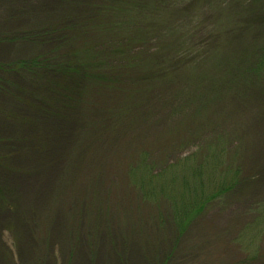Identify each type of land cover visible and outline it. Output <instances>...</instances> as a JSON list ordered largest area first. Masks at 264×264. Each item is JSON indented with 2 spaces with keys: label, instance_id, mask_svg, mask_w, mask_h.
Returning a JSON list of instances; mask_svg holds the SVG:
<instances>
[{
  "label": "rangeland",
  "instance_id": "374dc122",
  "mask_svg": "<svg viewBox=\"0 0 264 264\" xmlns=\"http://www.w3.org/2000/svg\"><path fill=\"white\" fill-rule=\"evenodd\" d=\"M8 1H0L1 34L15 32L29 24L34 27V24L44 21L22 15L6 20ZM58 1L28 0L25 7L31 11L48 10L58 6ZM258 1L164 0L163 6L152 14L142 15V22L154 24L150 30L153 38L147 42L146 36L147 54L152 59L176 58L178 65L174 70L178 75L181 73L178 77L186 96V99L182 97L178 101L189 103L182 113L176 114L173 110L176 116L170 118L160 109H155L154 119H149V138L162 140L176 133L175 126L194 114L193 108L199 101H212L214 106L211 108H218L219 115L230 123L227 128L223 123L219 124V120L212 123L211 117L209 125H203V136L196 133L193 140L182 141L165 162L160 164L159 161L158 166L151 167L146 161L153 168L151 178L142 174L145 162L131 164L127 168L131 146L142 138L140 133L135 135L138 131L131 133L132 137L137 136V139L132 138V143L128 141L129 136L124 138L120 134L116 141L110 143L114 148L110 146L105 152L108 139L103 137L106 132L104 126L109 127V124L103 121L105 115L99 104L97 115L104 126L96 130L90 124L83 136H77L74 120L62 121L61 118L66 108H72L75 99L70 94L49 95L51 101L48 104L44 99L46 91L36 80L33 70L24 72L30 73L26 78L28 83H34L36 96L29 92L21 96L13 87L16 72L8 64L38 54V50L34 51L31 45L22 42L0 45V264L161 263L162 256H168V242L163 240L160 256L156 255L152 238L149 242L145 237H150L146 233V228L150 230V227L138 217L140 208H135L133 202L127 203L130 191H124L132 185L136 187L135 194L146 193L141 197L149 201L151 209L160 203L152 200L154 194L160 196L169 192L161 198L170 200L176 216L182 215L181 228L187 226L184 214L188 212L194 217V226L175 242L171 241L178 251L194 243L202 245L208 241L211 246L209 252L217 249L215 260L221 256L226 260L231 252L250 260L258 251L264 252V111L260 113L257 105L264 101V89L261 88L264 83V24L253 30V15H250L259 9L251 8L263 5L264 0ZM245 7L247 12H242ZM15 8H23V5ZM132 17L135 23L136 14ZM262 18L260 16L257 21L264 23ZM160 45L165 47L158 49ZM256 45H262V49L254 48ZM135 52L138 51L135 49ZM257 66L262 68V72L256 75ZM140 81L146 93L152 90L147 85L143 88L145 82L143 79ZM86 92V88L81 94L76 92L77 96L83 97L77 104L82 112L100 100L89 98ZM166 92L161 98L158 97L160 93H153L152 98H156L152 101L164 105L162 102L169 101L170 91ZM141 99V94L132 96L130 92L121 99L125 107L120 118L123 123H128L129 113L137 112V102ZM70 114L76 115L77 112ZM37 119L40 120L39 126L36 125ZM13 120L19 123L35 120V123L22 125ZM94 120L92 125L98 126V119ZM221 130L236 133L231 146H227L225 139L214 144L224 137ZM210 139L215 140L213 144L202 149L203 141ZM144 144L151 147L150 143ZM201 149L205 150L201 159V164L205 165L199 168L194 162H197V157H194H200ZM231 149H237L238 153L231 156ZM236 161L240 167L244 164L245 172L248 169L249 181H245L246 185L234 194L235 190L227 193L225 191L236 176ZM246 162H250L249 168ZM137 167L140 168L136 170ZM130 171H135L131 183L128 180ZM88 181L92 182L91 191L85 198L81 191ZM140 212L142 216L144 211ZM159 224L166 227L163 219ZM116 227L123 231L122 239ZM170 228L168 224L166 232L169 239L173 237L168 232ZM137 230L141 231L140 238ZM141 238L145 242H141ZM192 256L181 264L204 258L205 252L196 250Z\"/></svg>",
  "mask_w": 264,
  "mask_h": 264
},
{
  "label": "trees",
  "instance_id": "16d2710c",
  "mask_svg": "<svg viewBox=\"0 0 264 264\" xmlns=\"http://www.w3.org/2000/svg\"><path fill=\"white\" fill-rule=\"evenodd\" d=\"M12 1L13 0H9L5 7L7 8L5 15L7 18L6 20L11 21L21 15L44 20L42 21L43 23L34 24L36 25L34 27L29 24L25 25L27 27L24 26L22 29L20 28V30L9 34L0 33V45L10 42H22L23 44L31 45L34 51L38 50V54L36 53L31 55V57H25L12 65L8 64V67H11L12 70L16 72L13 83L16 92L19 93V95L21 94V96L28 92L36 96L34 83H28L29 80L26 78L30 73L24 72L26 70H33L37 77L36 80L42 84L43 89L46 91V97L44 99H47L48 104H50L49 101H51L48 97L49 95L51 97V95L56 93L70 94L71 98L75 100L72 102L71 110L65 107L67 111H64L65 113L62 114L61 118L62 121L74 120L78 129V133L76 134L80 137L85 134L84 131L90 124L92 128L96 130L97 128H101L102 125L104 126L102 119H99L97 115V111H100L98 109L100 104V108L105 115L103 121L109 124V127L104 126L106 132L103 134V137H105V140L106 138L108 139L107 144L109 145L107 146L106 144L104 147L105 152L110 146L114 148L110 143L116 141L120 134H123L124 138L129 136L128 141H130V143L133 142L132 138L137 139L135 135L139 133L142 135V138L137 139V143L131 146L132 151L128 154L127 168L131 166V164L135 165L136 163L142 164L145 162L146 166L142 174L145 177L151 178L152 174L150 171L153 168L151 169L148 165L151 167L153 165L158 166L159 161L160 164H162V162H165L166 159L172 156L174 149L179 144H182V141L185 139L193 140L196 133H200L203 136V129L205 126L209 125L211 117L213 118L212 123L219 120V124L223 123V126L229 128L230 123L227 122L226 118H222L219 115L218 108H211L214 106L212 105V101L208 103L199 101L193 108L194 114L185 117L175 126L177 129L176 133L166 136V138L170 136V139H166L165 137H163L162 140L149 138V119H154L155 109H160V111L164 112L165 116L170 118L171 116H176L172 113L173 110L178 114V112L182 113L184 106H189V103L187 104L185 101H178V99H182V97L186 99V96L183 90L184 85L180 82L181 78L178 77L181 73L178 75L175 73L176 70H174L178 65L176 58L172 56L168 58L159 57L152 59V57L147 54L148 50L145 49L148 45V43H146V36L148 42L151 37L150 30L153 28L154 24L142 22V15L148 16L152 14L156 8L163 6L164 0H59L57 2L58 6L55 8H48V10L40 9L37 11L26 10L25 4L28 0ZM18 3H21L23 8H15L21 6L18 5ZM257 8H259L257 10L258 12L250 13V15H253V30L259 27V25L264 24L257 21L260 16L264 17V9L260 10V8H264V2L263 5H257L250 10H255ZM246 9L247 7L243 8L242 12H245ZM134 14L137 16L135 18V23H133L134 17H132ZM257 15L260 16L258 17ZM161 45L158 49L165 47ZM254 48L262 49V45H256ZM135 49L138 52L134 53ZM262 65L264 66V62H262ZM255 72L256 75L260 74L262 68L260 66L255 67ZM140 79H143L145 82L142 84L143 88L147 85L148 87H152V90L146 93L141 88ZM25 86L28 87V89H25ZM173 87L177 89L174 90ZM80 88L82 90H80ZM83 88L87 89L86 95L89 98L93 97V99H100L97 101L96 105L94 104L93 107H89V110L85 112H82V110L77 107V104L81 102L80 99L83 98L80 97V95L77 96V93L81 94ZM261 88L264 89V83L263 85L261 84ZM166 90L170 91L168 96L169 101L162 102L164 105L161 103L156 104L152 101V99L156 98H152L153 93H157V95L160 93L158 97L161 98L165 97L166 93H168ZM128 92H130L132 96L141 94L143 99L137 102V112L133 110L132 113H129L128 123H123L120 118L122 109H125V107L121 103V99H123ZM163 94L165 95L163 96ZM257 105L260 107V113L264 111V101ZM73 111H76L77 114L71 115L70 113ZM88 118L93 120L90 121ZM95 118L98 119L96 122L98 126L92 125L95 124ZM197 119H199V122L196 123ZM23 121L22 123L18 121L14 122L22 125H31V123H35V120L30 123L26 120ZM38 121L40 120L37 119V126H39L38 124L40 123H38ZM62 121L57 120V122ZM203 125L205 126L203 127ZM143 126L144 129H140ZM96 130L92 133L93 135ZM134 131L138 132L132 137L131 133L133 134ZM221 131V136L223 135L224 137L218 139L214 144H220L223 139H225L227 146H231V144L235 142L234 136H236V133L231 132V130L229 132L225 130ZM179 134H181V136H179ZM143 135H146V137ZM213 141L215 140L210 139L209 141H203L202 149L211 146ZM144 143H150L151 147L146 146ZM83 149L84 148H82L81 151H83ZM202 149L199 151L200 157L198 158V155L194 157H197V162H194L199 168L205 165V163L201 164V159L204 158L202 153L205 151ZM142 151H144L143 154L138 156ZM217 152H219L218 148H216V153ZM230 152L231 156H235L238 150L231 149ZM241 152L247 155L242 149ZM146 161L150 162V164L147 165ZM207 161L206 164L209 163V161L208 163ZM242 165L244 164L242 163ZM242 165L240 167L236 161V176H233V180L229 184L230 187L225 192L231 193L235 190L233 192L234 194L237 189L246 185L245 181H249L247 178L248 169H246L247 172H245ZM248 165L250 166V162L247 163V168H249ZM139 168L140 167H137L136 170ZM126 173L124 175H126ZM134 174L135 171H130L128 177L130 183V179ZM136 179L137 178H135V180ZM91 183V181H88L83 185L81 195L85 198L87 197L86 195L89 194L88 191H91ZM124 186H128L129 188V185L125 184ZM135 189V185H132L127 191H124H130L126 200L127 203L133 202L132 205H134L135 208H140L138 217L143 218L145 226L150 227V230L148 227L146 228V230H148L146 233L150 234V237H145L148 238L149 242L152 238V242L154 243L153 250L156 255L160 256L163 242H168V252L166 253L168 256L163 255L161 263L159 264H181L183 261L185 262L193 258L192 255L196 253V250L204 251L205 257L196 258L197 260L193 259V263L190 262V264H262L264 260V252L262 251H258L256 256L250 260L245 257L242 259L240 254L234 252L228 254L230 257L226 258V260H224L222 256L221 259L215 260L214 253L217 249L209 252L211 251V246L208 245V241H205L202 245L194 243L190 245V247L185 248V250L181 252L178 251L175 244L173 243L172 245L171 241L175 242V239L182 236L185 232L190 230L189 228L194 226V217L190 216L188 212L183 215L185 220H188L187 226L183 229L181 228L182 226L179 225V222L184 220L182 219V215L176 216L172 211V207H170L172 206L169 202L170 200L167 201L165 198L163 201L162 199L163 196L169 192H164L160 196L154 194L155 197L152 200L160 203L158 206H156L157 204L152 206L151 209L149 201H145L144 197H141L142 195H146V193L141 192L139 193L140 195L135 194ZM150 194L153 193H149L148 195ZM156 196L157 198L160 197L159 200ZM140 210L144 211L142 216ZM162 219L164 223H166V227L168 224L171 226V231L168 232L172 233L173 237H170V239L166 232V227L164 228L159 224ZM179 227L181 228V232L179 231ZM116 228L118 229V227ZM122 233L123 231L119 228L117 234L121 239ZM140 233L141 231L137 230L136 234L139 238ZM140 240L143 242L145 239L141 238ZM203 246H205L204 249L202 248ZM207 249L208 252L206 253ZM209 257H212L210 259L211 262H209ZM184 264H188V262Z\"/></svg>",
  "mask_w": 264,
  "mask_h": 264
}]
</instances>
